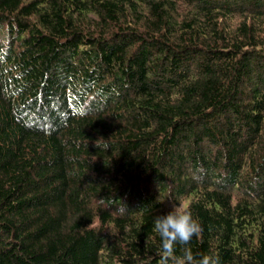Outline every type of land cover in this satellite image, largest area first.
<instances>
[{"label":"trees","instance_id":"trees-1","mask_svg":"<svg viewBox=\"0 0 264 264\" xmlns=\"http://www.w3.org/2000/svg\"><path fill=\"white\" fill-rule=\"evenodd\" d=\"M178 204L264 264V0H0V264H160Z\"/></svg>","mask_w":264,"mask_h":264},{"label":"clouds","instance_id":"clouds-1","mask_svg":"<svg viewBox=\"0 0 264 264\" xmlns=\"http://www.w3.org/2000/svg\"><path fill=\"white\" fill-rule=\"evenodd\" d=\"M154 228L162 239L163 254L160 264H169V259L173 258L177 244L188 245L193 237L198 238L203 231L201 223L193 217L191 210L185 208L183 204L174 206L167 214L158 215L154 220ZM173 264H220V258L203 255L196 259L191 249L186 248L182 257L173 258Z\"/></svg>","mask_w":264,"mask_h":264}]
</instances>
